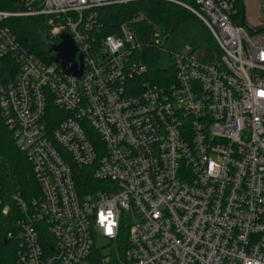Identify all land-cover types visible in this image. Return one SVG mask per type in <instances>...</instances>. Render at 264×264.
<instances>
[{
  "label": "built area",
  "instance_id": "1",
  "mask_svg": "<svg viewBox=\"0 0 264 264\" xmlns=\"http://www.w3.org/2000/svg\"><path fill=\"white\" fill-rule=\"evenodd\" d=\"M135 1L148 0H0V56L18 62L1 114L42 191L14 195L18 262L264 264V30L232 21L234 0H168L206 25L215 58L164 48L171 33L156 24L144 44L138 18L106 35L98 10ZM21 17H40L49 42L71 36L80 77L19 43L9 21ZM164 52L171 73L152 76ZM102 207L117 212L115 238L96 222Z\"/></svg>",
  "mask_w": 264,
  "mask_h": 264
},
{
  "label": "trees",
  "instance_id": "2",
  "mask_svg": "<svg viewBox=\"0 0 264 264\" xmlns=\"http://www.w3.org/2000/svg\"><path fill=\"white\" fill-rule=\"evenodd\" d=\"M234 1L237 13L233 16L232 21L238 17L243 23L242 26H246L244 1ZM98 12L106 27V35L107 33H116L120 23L126 21L132 23V20L138 18V21H135L133 25L138 32V38L144 44L148 42L152 25L156 24L162 30L173 33L182 22L191 19V16H196L193 12L183 8L182 5L174 4L168 0L135 1L128 5H106ZM9 22L19 43L29 48L36 56L48 60L51 59L50 54L58 55V53L50 52V48H48L51 42H49L46 29L41 26L40 17L11 18ZM140 28L144 30L143 33ZM42 33L46 34L45 42ZM17 69L18 62L15 57L0 56V84L13 79L17 75ZM165 71L157 68L154 72L159 77L160 72ZM49 109L50 112H53L55 106L50 105ZM1 111L0 105V264H20L17 255L21 242L19 239L20 227L17 224L19 219H22V213H20V206L14 199V195L19 193L20 197L28 202L32 197L38 199L42 191L35 170H33V163L15 142L13 132L6 127ZM92 139L97 140V134L94 133ZM75 171L83 172L76 168ZM86 179L88 182L93 177L89 175ZM85 188L81 190L84 191ZM5 208L9 209L8 214L3 213Z\"/></svg>",
  "mask_w": 264,
  "mask_h": 264
},
{
  "label": "rangeland",
  "instance_id": "3",
  "mask_svg": "<svg viewBox=\"0 0 264 264\" xmlns=\"http://www.w3.org/2000/svg\"><path fill=\"white\" fill-rule=\"evenodd\" d=\"M243 1L245 6L244 20L246 26H249L252 29L257 28L260 31L264 30V0ZM234 21L238 24H243L238 17H236ZM210 34L211 33L206 25L200 22L199 18L191 16V19L182 22L175 32L168 35L169 38L164 40L163 46L170 51H176L183 48L185 45H189L194 47L193 49L200 61H207L210 58H215L217 55V50L213 46V38ZM169 65V56L164 52L160 55L158 62L156 61L151 64L152 76L157 75L154 71H156L158 67L170 70L171 68ZM170 73L171 70L160 72V75L165 76Z\"/></svg>",
  "mask_w": 264,
  "mask_h": 264
},
{
  "label": "clouds",
  "instance_id": "4",
  "mask_svg": "<svg viewBox=\"0 0 264 264\" xmlns=\"http://www.w3.org/2000/svg\"><path fill=\"white\" fill-rule=\"evenodd\" d=\"M108 43L111 47V51L115 53L119 48L123 46L122 42L115 41L113 42V37L109 36L107 38ZM259 59L264 61V50L259 54ZM255 95L259 99H264V87H260L256 90ZM220 167L219 162L215 160L209 161L208 174H216L218 168ZM97 224L100 228L103 229V234L109 238H115L117 234V229L119 227V221L117 218V212L109 207L107 209L100 208L97 213ZM246 264H259V261L247 260Z\"/></svg>",
  "mask_w": 264,
  "mask_h": 264
},
{
  "label": "water",
  "instance_id": "5",
  "mask_svg": "<svg viewBox=\"0 0 264 264\" xmlns=\"http://www.w3.org/2000/svg\"><path fill=\"white\" fill-rule=\"evenodd\" d=\"M43 38V41L45 42L46 34H43ZM49 47L50 52H58V55L52 58V60L61 64V68L64 70L65 74L80 77L83 72V57L80 56L81 62L79 65L76 61L77 48L74 42L71 40V36L69 34L62 35L60 44L51 42Z\"/></svg>",
  "mask_w": 264,
  "mask_h": 264
}]
</instances>
